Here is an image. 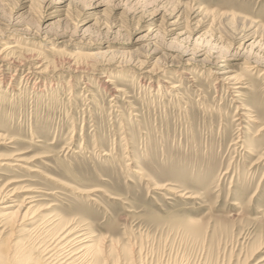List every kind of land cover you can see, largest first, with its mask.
<instances>
[{
    "label": "rangeland",
    "instance_id": "374dc122",
    "mask_svg": "<svg viewBox=\"0 0 264 264\" xmlns=\"http://www.w3.org/2000/svg\"><path fill=\"white\" fill-rule=\"evenodd\" d=\"M5 44L0 195L35 203L8 264L64 225L77 264H264V0H0Z\"/></svg>",
    "mask_w": 264,
    "mask_h": 264
},
{
    "label": "bare ground",
    "instance_id": "6f19581e",
    "mask_svg": "<svg viewBox=\"0 0 264 264\" xmlns=\"http://www.w3.org/2000/svg\"><path fill=\"white\" fill-rule=\"evenodd\" d=\"M14 47H16V44H5L2 47V49L0 51V60L3 63H7V62L10 63L9 57H11V55L13 54L14 51H12V49ZM51 50H55V48L53 47V48H51ZM227 72L228 71H224L220 74L223 75V74H226ZM221 77H223V78H221V80L222 79H224V80L231 79L230 77L228 78L227 76H224V75ZM110 82H111V79L107 78L104 81V84L108 85V84H110ZM225 83H227V82H225ZM175 86H173V87H175ZM238 87H234V88H238ZM10 158L13 159L12 157L2 158V162L0 164L1 165L2 164H8L9 162H6V160H9ZM258 159H260V158H258ZM15 160H18V159L16 158ZM11 195L12 194H10V195L1 194L0 195V203L3 204L0 207L1 208L0 224L3 226H5L6 224H9V223L10 224H19L20 222L24 223V221H26L28 219H33L34 215H32L31 209H32L33 204H35V203H33L34 199L32 197H27L22 202L19 203L15 199L10 198L9 196H11ZM26 196H28V195H26ZM37 221L38 220H36L35 222H37ZM55 222H56V220L50 219L48 224L52 225ZM68 226L64 225V227L62 228V231H60V233L57 237L56 243L53 244V246H51L49 249V251H51V254L49 257H53V255L57 257V261H55L53 264H77L78 260L82 256H84V254H89L92 251L94 252V254L95 253L98 254L99 249H98V247H96V244L90 243V236H87L81 232H76L74 230V228H71L72 226L71 227H68ZM11 260H12V258H9L7 255H5L3 253L2 250H0V264H8L11 262ZM99 263H100L99 260H97V264H99Z\"/></svg>",
    "mask_w": 264,
    "mask_h": 264
}]
</instances>
